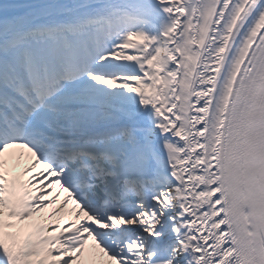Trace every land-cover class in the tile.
Here are the masks:
<instances>
[{"label":"snow or ice","instance_id":"snow-or-ice-1","mask_svg":"<svg viewBox=\"0 0 264 264\" xmlns=\"http://www.w3.org/2000/svg\"><path fill=\"white\" fill-rule=\"evenodd\" d=\"M0 264H264V0H0Z\"/></svg>","mask_w":264,"mask_h":264}]
</instances>
